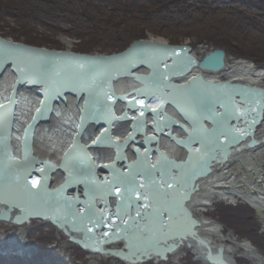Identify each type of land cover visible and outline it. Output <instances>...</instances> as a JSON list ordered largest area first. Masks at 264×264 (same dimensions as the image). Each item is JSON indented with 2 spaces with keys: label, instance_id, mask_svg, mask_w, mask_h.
<instances>
[{
  "label": "bare ground",
  "instance_id": "6f19581e",
  "mask_svg": "<svg viewBox=\"0 0 264 264\" xmlns=\"http://www.w3.org/2000/svg\"><path fill=\"white\" fill-rule=\"evenodd\" d=\"M150 39L156 42H166L154 36H150ZM63 41L69 47L73 46L71 40ZM165 57L172 65L171 68L166 71L161 67L144 86H147L146 91L153 86L162 90L172 104L180 107L186 117L182 118L174 107L167 105L165 111L175 117L173 122L179 126L161 133L160 129L156 128L161 125V120L157 119L158 116L155 113H149V111L146 112V117L140 115L132 117L142 120H139L135 128H132L133 123L126 124L124 121L118 123L113 129L107 127L111 117L110 113H117L113 116L115 118L122 117L121 107L124 106L125 101L130 100V107L136 110L137 98H147L137 94L140 88L135 82L149 76L152 69L151 60H141L145 62L143 65L135 63L136 59L132 56L127 61L123 63L121 61L116 65L65 61L61 58L33 56L19 49L0 45V104L8 105L3 117L12 122L11 128L6 124L0 127V208L3 210L13 208L23 213L34 210L49 214L58 221L66 223L65 226L68 225L82 231V234L85 231L89 235L91 232L88 231L89 228L96 232L99 226L97 227L94 221L100 219L95 204L98 198L95 200L94 197L99 195L103 189L92 183L95 174L101 169L106 172H115L116 176L112 181V186L121 188L120 199L123 200L126 183L135 178L137 184L143 178L139 171H129L127 168V165L131 166V163L137 160L140 155L139 145L142 143L144 148L153 145L152 149L157 155L162 154L163 156L160 157L161 161L152 165L161 169L159 183L157 184L156 180L154 185L149 186L147 192L152 195L158 211L164 213L167 211L172 217V222L171 229L162 232L157 230L156 221L152 219L142 231L135 233L130 239V253L157 251L169 240H175L179 235L189 232L187 219L184 220L182 216V201L188 194L185 189L195 184H198V190L184 204L195 215L194 209L206 211L214 199L229 200L232 197H240L257 212H264V172L262 170L250 164L252 167H248L250 169L248 174L245 177L240 176L230 168L232 156L236 153L230 155V159L223 164L214 162L213 165H209L214 159L222 157L229 148H233L229 145L238 138L236 130L230 125L237 116L236 108L234 110L232 103L233 89L203 86L201 83H195L188 89H176L166 75L179 69L180 67L177 66L180 63L185 65L187 59H184L183 54L175 55L167 52L162 55V58ZM227 58L226 67L223 70L204 72L198 67H193L191 72L174 79V82L183 84L190 78L201 75L207 81H231L234 84L239 83L257 90L264 89V67L256 68L249 61L235 59L231 56ZM31 85H36L37 89ZM43 88L48 89L51 94V105L46 110V120L55 116L59 121L50 124L47 129L42 127L38 136L31 134L30 139L23 138L20 112L23 106V94L27 90L26 95L30 94L38 101H45L46 95ZM74 91L92 93L93 96L87 103V98L82 94L72 96L75 100L71 101L67 96L70 97ZM258 94L250 90V97L249 94L245 97L250 99L258 97ZM64 98L69 100L66 103L67 111L57 116ZM194 99L202 103L194 104ZM9 101H14V103L9 104ZM93 101H95L93 125L88 132L86 145L77 152L81 143L77 141L75 132L67 131L65 123L74 121V117H77L78 122L88 119L91 111L87 106ZM39 104L38 108L42 110L43 104ZM111 109L112 111L109 112ZM142 111L145 112V110ZM42 112H36V108H32V111L29 109L30 116L36 117L38 122ZM132 115L130 110L126 111L127 118ZM144 118L153 119L151 121L156 124L155 127L149 124L147 126V122L151 121H145ZM36 120H32V123L29 121L28 125L34 124L33 128H36L38 124ZM77 127L80 128V125ZM105 129H107L106 132ZM132 132H134L133 144L123 146L120 142L128 139ZM263 133L264 117L253 130L254 137L259 141L256 146L263 144ZM97 137H99L97 143L93 144L92 141ZM250 139L247 136L239 146L244 145ZM252 148H244L241 151ZM196 149L200 151L197 152ZM31 158L36 161L32 160L30 167H27L23 159L26 161ZM104 158L108 160L115 158L117 161L108 164L103 161ZM125 161L127 163H124ZM54 162H60V164L56 165ZM145 166L143 162L139 170L156 173L154 167ZM206 168L211 171L206 176H202ZM105 176L103 173L99 179L102 180ZM173 177L175 180L172 179ZM32 180L39 181L37 187L31 186ZM162 180L173 183L174 190L162 188ZM90 183L93 184L92 187ZM66 184L76 187L75 196L72 199L64 197ZM80 209L84 211L81 212ZM92 213L95 215L90 220L89 216ZM196 218L201 222L200 227H197L199 235L211 239L215 246L224 247L225 258L230 263L237 264L236 255H248L258 259L259 264L261 263L262 256L250 242L238 238L230 231H225L224 227L212 219L198 215ZM34 219L42 221L40 218ZM24 225L27 223L21 227ZM183 248L191 250L193 259L199 264H211L204 258V252L197 247L195 240L191 237L184 240L176 252L168 255V263H177L186 250Z\"/></svg>",
  "mask_w": 264,
  "mask_h": 264
},
{
  "label": "trees",
  "instance_id": "16d2710c",
  "mask_svg": "<svg viewBox=\"0 0 264 264\" xmlns=\"http://www.w3.org/2000/svg\"><path fill=\"white\" fill-rule=\"evenodd\" d=\"M148 33L173 45L195 38L264 67V0H0V36L25 45L63 50V35L77 41L76 53L115 54ZM211 217L264 256V232L247 203L218 204ZM55 230L35 229L32 257L0 253V264H88L76 245L55 257ZM182 261L197 264L188 255Z\"/></svg>",
  "mask_w": 264,
  "mask_h": 264
},
{
  "label": "water",
  "instance_id": "95a60500",
  "mask_svg": "<svg viewBox=\"0 0 264 264\" xmlns=\"http://www.w3.org/2000/svg\"><path fill=\"white\" fill-rule=\"evenodd\" d=\"M0 45L2 46H8L13 49H19L23 51L24 53H28L33 56H43L46 58L51 59H60L63 57H73L76 58V60L80 61H86L90 63H98L103 61H109L118 57L125 58V61L128 60L129 57H135L136 61L135 63H138V61L146 59L151 60L152 62V69L149 72V76H147L143 80H138V88L141 84H146L149 79H151L158 70H160L161 67L164 69L171 68V64L169 61H167V58H162L163 53H173V54H183L185 55L184 59H187V63L180 67L182 64L180 63L179 69L177 71H172L170 75H166V78L172 81L174 88L176 89H188L191 88L195 83H201L203 86H209V87H222V88H232V92L234 94L232 103L234 104V110L235 113H237V116L233 119L231 128L236 130L238 138H236L230 145L227 150V152L220 157L219 159H214L209 165H213L214 162L218 163H225L230 159V155L234 153H239L244 148H252L259 144V141L254 137L253 130L255 129V126L258 125L259 121L262 119L263 116V109H264V89L257 90L253 89L248 86H244L241 84H234L231 81L227 82H219V81H207L204 80L203 76L197 75L192 78H190L186 83L183 84H177L174 82L175 78L183 77V75H187L193 67H198L201 71H211L216 72L223 70L226 67L227 62V51L215 47L214 50L206 52L204 57L201 60H198L194 57V55L191 54V48L187 45L181 44V45H172L167 42H156L150 39V36H148L147 40L144 39H138L134 43L131 44V46L126 49L125 53L122 55H111V56H96V55H78L74 53H69L67 51H55L51 49H45V48H35L29 45H24L22 43L18 42H12L8 41L6 39H3L0 37ZM170 65V66H169ZM36 87V85H31V87ZM147 87V86H146ZM29 88V87H28ZM45 103L43 104L42 111L46 110L49 106V103L51 102V95L49 94L48 89H45ZM250 90L258 92V97H250ZM137 94L142 96H146V102L151 104V107H156L155 102L158 99L159 95L164 96V101L162 102V107L156 108L157 111L155 112L156 116H158V120L162 119H168L166 121L167 124L171 128L174 129L177 128L175 125L172 124V119L175 118L174 116H170L169 112H166L164 109L165 105L167 107H174V109L177 111V113L182 116V118L186 117L180 110V107L177 105H174L169 100V97L164 93L162 90L160 91L157 87L153 86L146 92V88H140L139 91H137ZM148 94H152L149 96ZM249 94V97L246 98L245 95ZM24 101V100H23ZM37 101V106L40 107L41 101ZM131 102L130 100L127 102L125 101L124 108H123V114L126 115V111L130 110V113L134 112V109L130 107ZM127 107V108H126ZM139 108V106H137ZM111 111V110H110ZM68 114V113H67ZM112 116H114L117 113H110ZM138 116V114L136 115ZM146 117V115H144ZM53 118H51L52 120ZM141 119V118H140ZM138 118L135 119V122H139ZM145 121H149V119H145ZM256 121L255 123L253 121ZM134 121V120H133ZM131 121V122H133ZM142 121V120H140ZM40 123V121L38 122ZM27 127V126H25ZM23 128V132L24 129ZM158 128H160L159 132L163 133L165 131V125H159ZM32 131L31 129L28 131ZM84 135V134H83ZM247 136H249L251 139L250 141L246 142L244 145L239 146L241 141H243ZM181 140V139H180ZM132 142L130 140L128 143ZM235 147V148H234ZM144 144L141 143L139 145L140 155L138 156L137 160L133 163H131V166L128 170L132 171L134 169H137L139 171L141 177L143 176L142 180H139L136 184V190L139 191L143 196H147L148 199L144 200L143 198L140 201H137L135 198V191L132 192H125V198L123 200L120 199L121 196L115 195L114 187L112 186V191L109 192V188L107 190V181L109 180V174H112L116 176V173L112 171L108 172V174L105 176V178L99 182L95 183L97 181L98 176L100 173L105 172L106 170L101 169L98 171L97 174H95L94 179V185L97 184L98 187H101L103 189L102 192H99V195H96L97 198H99V201H96V212L99 216V219L103 221V224L99 226V228H96L97 230L91 231L89 235H87V232L79 231L78 229H75L73 227H69L68 225L65 226L66 223H62L61 221H58L54 217H52L49 214H42L38 211L33 212H27L23 213L19 210H14L13 208L8 210H3L0 208V223L1 222H7L16 226H21L23 224H30L31 219L34 218H40L45 220H48L50 222H53L57 227L65 233L67 237H69L70 241L80 245L84 250L94 253H99L101 256L109 257V258H116L120 260L123 263L126 264H145L147 261L153 260L155 264H158V262H168V255L171 253L176 252L179 249V246L182 245L184 240H187L188 238H192L195 240L197 247L204 252V258L207 259L211 264H232L230 263L224 255V247H218L213 245L212 240L208 237L200 236L199 231L197 230V227H200V221L196 218V215L190 211L189 208L186 207L185 202L188 201V199L194 194L196 190H198L199 186L198 184L192 185L185 189V191H188L186 198L182 201V208H183V214L184 220L187 221V227L189 228V232L184 233L176 237L175 240H169L167 243L163 244L162 248L158 249L157 251H146V252H135L134 254L130 253V242L132 236L142 231L145 225L150 222L152 219L153 221H156V228L157 230H161L162 232H167L171 229V222L172 217L170 214L166 211L165 213L162 211H158L157 206L154 204L153 197L147 192V189L150 185H154V182L157 180V184L159 183L158 179L160 178V171L161 169L155 168L156 173H150L146 172L144 170H139L142 163L146 166H152L153 163H157L161 161L162 159L160 157H163L162 154L160 156L157 155L156 151L150 148L143 149ZM157 156V157H156ZM143 161V162H142ZM188 161V160H187ZM127 163V162H126ZM208 165V166H209ZM139 166V167H138ZM145 166V167H146ZM157 166V165H156ZM136 167V168H135ZM153 167V166H152ZM211 170H208L206 168L205 173L202 176H206L209 174ZM165 180H162L161 183H164ZM143 183L144 188L140 189L139 184ZM91 184V187L92 185ZM112 185V184H111ZM189 189V190H188ZM69 193H75V188H68L67 189ZM93 190V189H92ZM90 192V191H89ZM86 194H88L86 192ZM103 201V202H102ZM102 202V204L100 203ZM148 204L149 207L144 208L141 205ZM74 207H76L74 205ZM78 207V206H77ZM139 208V211L141 215L137 217V210ZM119 210V211H118ZM77 214V211H75ZM186 216V217H185ZM189 219V221H188ZM123 220H128L129 223L127 225L123 224ZM161 220L164 221V226L161 227ZM114 221V223H113ZM184 221V222H186ZM104 224L111 225L110 227H104ZM225 231H229V229L226 226H223ZM74 233V234H73ZM104 233H108V235H104ZM89 237L88 239H85ZM247 240V239H245ZM248 241V240H247ZM122 244V247H112L116 244ZM188 246H190L188 244Z\"/></svg>",
  "mask_w": 264,
  "mask_h": 264
},
{
  "label": "rangeland",
  "instance_id": "374dc122",
  "mask_svg": "<svg viewBox=\"0 0 264 264\" xmlns=\"http://www.w3.org/2000/svg\"><path fill=\"white\" fill-rule=\"evenodd\" d=\"M40 30L42 31V29H40ZM148 36H153V35L148 33ZM155 38L156 39H163L167 43H169L168 39H165L161 36L155 37ZM65 39L69 40V41L71 40V42L73 43V46L69 47L68 44L64 43L63 40H65ZM58 41H60V44L63 45V47H64L63 50H66V51L72 50L77 45L76 40L72 39L71 37L69 38V37L63 36V35L58 38ZM182 44L191 47V49H192L191 53L195 54L194 56L198 60H201L204 57V55L206 54V52H209V51H212L215 49L213 46L208 45L205 42L198 43L195 38L185 40ZM96 54H98V55L99 54L100 55H109V53H105V52H104V54H101V53H96ZM228 56H231V55L228 54ZM144 63L145 62H142L141 60L138 61V65H140V64L143 65ZM138 73H139V71H138ZM263 117H264V113H263ZM263 137H264V133H263ZM250 164L253 165L255 168H258L264 172V142H263V144L252 148L251 150H244V151H241V152L233 155L232 159H231V163H230V165H231L230 168L234 169V171L237 174H239L240 176L245 177L246 174H248V171L250 170L248 167H252ZM222 203H226L228 205H235V204L237 205L239 203L244 204L247 202L243 201L240 197H232L229 200L214 199L212 202V205L206 211H203L201 209L200 210L194 209V210H195L196 215H198L199 217L201 216V217H206V218L214 220L211 217V212L213 213V211L216 209V206L218 204H222ZM247 204L250 205L249 203H247ZM250 207L252 208L251 205H250ZM252 209L255 212H257L256 209H254V208H252ZM257 215H258L260 223H261V232H264V212H262V213L257 212ZM214 221L216 223H218L216 220H214ZM49 224H50L49 222H46V221L44 222V221L36 220V219L32 220L30 222V224L24 225L23 227L13 226L7 222H1L0 223V249H1V252L3 251L5 253H11V254L16 253V254L21 255V256H23L24 254H26L28 256L32 255L35 251V248H36V245H34V242H33V239L35 237L33 236L32 233L34 232L35 229H37L41 226H45V225L49 226ZM221 226L223 227L225 225H221ZM45 229L47 230L49 228L45 227ZM55 233H56L55 234L56 240L53 242V244L56 247V250H54V255H55V257L58 258L59 256H63L66 253H68V251L71 250V248L75 247V244L72 243L69 240V237H67L58 228H56ZM233 234L235 235V233H233ZM238 238H240V237H238ZM215 239L217 240L216 237H215ZM113 246L120 248V247H122V244L119 243V244H116ZM183 249L185 250L186 248H183ZM186 251H188V253ZM256 251L260 254V256H262V261L260 264H264V256L258 250H256ZM187 255L190 256L191 260H193L194 262L199 264L195 259H193L192 251L188 250V249H186L185 252L182 253L179 261H177V263H174V264H183L182 259ZM86 258L88 260V264H126V263L121 262L118 259L105 257L103 255L101 256L100 254H97V253H91V254L89 253ZM235 258H236L237 262L243 260V262L244 261L247 262L246 264H259L258 259H254L252 257H249L248 255H246V256L236 255ZM145 264H155V262L153 260H150V261H147V263H145ZM158 264H173V263H171V262H169V263L168 262H158Z\"/></svg>",
  "mask_w": 264,
  "mask_h": 264
},
{
  "label": "snow or ice",
  "instance_id": "6c2138e0",
  "mask_svg": "<svg viewBox=\"0 0 264 264\" xmlns=\"http://www.w3.org/2000/svg\"><path fill=\"white\" fill-rule=\"evenodd\" d=\"M57 95H59V94H57ZM148 95L151 96L152 94H148ZM108 99H111V97H108ZM193 102H194V104H195V103H202V102H200V101H198V100H195V99H194ZM11 103H14V101H9V104H11ZM41 103H45V102H44V101H41ZM135 103H136L137 105L140 106V109H150L153 113H155V112L157 111V109H156V108H152V107H151V104L148 103V102H146L145 99H137V100L135 101ZM161 103H162V102H161ZM158 106H159V105H158ZM7 109H8V105H6V104H0V127H3V126L6 124L7 127L11 128V127H12V122H11V120H5V118L3 117V113H5V112L7 111ZM36 112L41 113L42 110H41L40 108H37V109H36ZM144 115H145V112H144V111H140V116L143 117ZM32 119L35 120L36 117H33ZM253 122L255 123L256 121L254 120ZM32 127H33L32 125H28V127L24 129L25 133H27V132L29 131V129H31ZM104 131L106 132L107 129H105ZM98 139H99V137H97L96 139H94V140L92 141V143H93V144H96ZM196 151L199 152L200 149H196ZM153 167H155V166H153ZM172 179L175 180V177H173ZM38 184H39V181H38V180H32V181H31V186H32L33 188L37 187ZM161 187H162V188L169 189V190H174V185H173V183H170V182H168V181H164V183L161 185ZM139 188H140V189H143V188H144V184H143V183L139 184ZM111 191H112V185L109 184V192H111ZM124 191H125V192H132V191H135V198H136L137 201H140L142 198H143L144 200H147V199H148V197H147L146 195L142 197L141 193H140L139 191L136 190V181H135V178H132L130 181H128V182L126 183V186H125V188H124ZM114 192H115V195H117V196H121V195H122V192H121V188H120V187H115ZM141 206L144 207V208L149 207L148 204H143V205H141ZM80 211L83 212L84 209H80ZM118 211H119V210H118ZM94 215H95V214L92 213V215L89 216V219L92 220V218H93ZM140 215H141V213H140L139 208H138V210H137V217H139ZM94 223H95L96 226L98 227V226H100L101 224H103V221H101V220H96V221H94ZM113 223H114V221H113ZM122 223L125 224V225H127V224L129 223V221H128V220H123ZM160 223H161V227H163V226H164V221L161 220ZM103 226H104V227H110L111 225H109V224H104ZM88 231H92V229L89 228ZM104 235H108V233H104Z\"/></svg>",
  "mask_w": 264,
  "mask_h": 264
}]
</instances>
